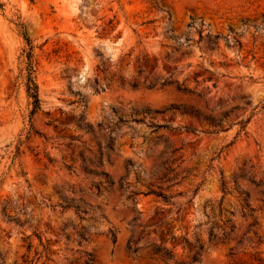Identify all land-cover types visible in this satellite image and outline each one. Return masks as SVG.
I'll list each match as a JSON object with an SVG mask.
<instances>
[{
    "label": "rangeland",
    "instance_id": "obj_1",
    "mask_svg": "<svg viewBox=\"0 0 264 264\" xmlns=\"http://www.w3.org/2000/svg\"><path fill=\"white\" fill-rule=\"evenodd\" d=\"M0 4V201L14 219L0 215V264H83L85 253L94 264H191L192 249L169 240L182 235L184 213L205 243L194 264H264V28L241 24L261 21L264 0ZM191 17L203 27L187 29ZM17 24L34 48L33 116ZM217 34L224 39L211 49ZM164 80L172 84L161 87ZM247 118L236 137V123ZM169 147L178 150L177 185H160L170 197L163 203L145 193L157 187ZM218 219L234 230L226 243L207 244ZM78 233L86 239L80 246ZM150 246L169 250L174 261L150 256Z\"/></svg>",
    "mask_w": 264,
    "mask_h": 264
},
{
    "label": "trees",
    "instance_id": "obj_2",
    "mask_svg": "<svg viewBox=\"0 0 264 264\" xmlns=\"http://www.w3.org/2000/svg\"><path fill=\"white\" fill-rule=\"evenodd\" d=\"M3 6L0 4V9ZM169 20V19H168ZM241 24L243 26H251L252 28L256 29L257 27H262L264 28V16H262V19L259 23L256 22V20L253 21H248V20H244L241 21ZM17 27L19 28L20 31V35L24 41L25 44V49L21 52V64L23 65L22 70L20 71V75H23L24 79V91H25V95L27 97V99H29L31 101V111H30V116H33L35 113H37L39 111V99H38V90H37V85H36V81H35V69H34V61H33V46H32V42L30 41V39L27 37V34L24 30V27L22 24H17ZM187 29H201L203 27V21H201L200 19H196L194 17L189 18V23L186 25ZM228 32L229 35L234 34L233 30L231 28H228ZM198 35L201 39V32H198ZM224 39L223 37H221V35L217 34L214 36L213 38V42H210V40H208V42L211 44V49L213 48H219L218 46V42L220 39ZM175 42L177 41L176 38H174ZM234 42L238 45V47H241V44L236 41L235 39H233ZM189 40L186 39L185 43H188ZM188 47V45H187ZM189 53H182L180 54V58H183L185 56H188ZM172 83L169 81L164 80L161 83V87L164 86H169ZM175 89L177 92L183 93V94H192V90L186 88L183 86V84H176ZM245 106H248V103L245 104ZM169 110L174 111V112H180L179 109L177 107H171ZM181 115H186L191 117L194 120H198V113L194 110L191 111H182L180 113ZM226 118V115L223 116V119ZM250 121V118H247L246 120H240L239 122L236 123L237 127H238V131L236 134V137L238 135L244 134L245 133V129L246 126L248 124V122ZM204 122H210V125L213 128H218L220 126V122L212 123L211 121H209L207 118L204 119ZM159 128H164L166 129V127H155L156 129ZM186 131H192L194 132L195 130H190V128H186ZM108 150H112V146H107ZM169 151L166 153L169 156V159L167 161H165L164 163H162L161 165V171H160V176L159 178L156 180L155 185L157 186L155 188L154 185H149L148 187V191L147 193H145V195H151L153 197L158 198L160 201H162L163 203H168L170 200V197L166 195V193L161 189L160 185L161 184H166V189L175 186L177 184L172 183L174 182V180L176 179V174H175V169L172 168V165L177 161L175 160L173 157L175 155V153L178 151L177 149H172L169 147L168 149ZM97 164H101V162H98ZM87 174H93L91 171H85ZM101 177L107 178V175L105 173H101L100 174ZM240 178H245V174L244 173H240L239 175ZM248 181L251 184H255V182L253 181L252 178H249ZM107 186H111L112 183L107 180L106 181ZM256 186L258 185L257 183L255 184ZM220 188L222 191H226L224 188V184L223 182L220 183ZM96 189V195H101L100 192V188L99 186L95 187ZM199 189V185H197L194 189V191L192 192V195L194 196L196 194V192ZM242 196L245 197L244 199V204L242 205V209H246L248 211V213H251L252 210L249 208L248 203H247V194L242 193ZM263 199H264V192L262 193ZM263 204H264V200H263ZM68 206H66V208H68ZM65 209V208H64ZM9 202L4 200V201H0V215L2 216L3 219L9 221V222H13L14 219L11 218V216L8 214L9 213ZM75 211L78 212V208L75 207ZM221 212L219 211V214ZM187 216V213H184L180 218H179V223H180V230L182 231V235L180 236H176L174 234L170 235L169 240L172 243H175L177 240H179V245H181L182 247H189L190 249H192V255L189 259L191 264L197 263L199 262V259L201 257V253L205 248V243L197 237V233L195 231V226H190V222H186L185 218ZM212 219H214V217H212ZM160 223H162L160 221ZM220 225V226H219ZM256 225V223H253L252 225H250V228H253ZM166 226H169V224H166ZM218 229V231H216ZM234 230V226L231 224V221L229 219L226 220H222V219H218V221H213L212 226L209 230V232L206 234V243L207 244H211V245H218V244H224L228 241L229 236L232 234ZM39 242H41L40 238H39V234H33ZM77 246H80L81 242H85V236L82 233H78L77 235ZM111 241L112 243L115 242V237L113 234H111ZM242 243V241H239L237 244L240 245ZM127 251L129 253H131L132 255L137 253V248L130 246V244L127 246ZM149 253L150 256H157L160 255V257L163 260L166 261H174L173 260V256L171 254V252L169 250L166 249H162L160 246H150L149 247ZM231 251V250H230ZM43 252L46 256V260H49L48 256H49V251L48 249L43 246ZM84 262L83 264H94V257L90 254V253H85L84 255ZM174 264H183L182 262H175Z\"/></svg>",
    "mask_w": 264,
    "mask_h": 264
}]
</instances>
